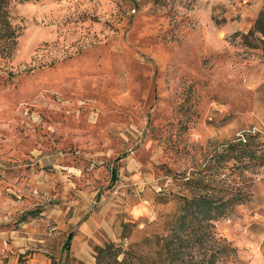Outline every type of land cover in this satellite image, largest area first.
Here are the masks:
<instances>
[{"label":"rangeland","instance_id":"obj_1","mask_svg":"<svg viewBox=\"0 0 264 264\" xmlns=\"http://www.w3.org/2000/svg\"><path fill=\"white\" fill-rule=\"evenodd\" d=\"M6 7L0 264H94L108 243L161 264L180 197L206 193L243 201L214 222L237 253L216 264H264V0Z\"/></svg>","mask_w":264,"mask_h":264},{"label":"trees","instance_id":"obj_2","mask_svg":"<svg viewBox=\"0 0 264 264\" xmlns=\"http://www.w3.org/2000/svg\"><path fill=\"white\" fill-rule=\"evenodd\" d=\"M8 15L6 0H0L1 25L9 26ZM256 31L264 36V11L256 23ZM11 34L13 33L6 36L7 39L15 36V33L13 36ZM252 140L253 138L250 136L245 139L246 142L240 139L238 143H231L229 147L232 150H225V153L243 159L253 150L241 149L252 145ZM180 198L182 203L170 221L171 235L163 239L162 254L165 259L161 264L184 263V257L180 256L183 247H194L198 243L205 247L208 241L213 240L208 250V253H210L209 260L207 261L203 256L201 264H216L218 260H229L232 256L234 257L237 254L236 248L228 243L226 239L217 236L214 222L220 217L226 216L234 205L242 204L243 201L237 199V197L218 199L213 194L208 193L192 198L186 196ZM216 242H219L220 246L214 249ZM95 259L94 264H141L140 258L125 250L122 245L114 243L96 247ZM18 264H29L25 254L20 255ZM152 264L160 263L153 261Z\"/></svg>","mask_w":264,"mask_h":264}]
</instances>
